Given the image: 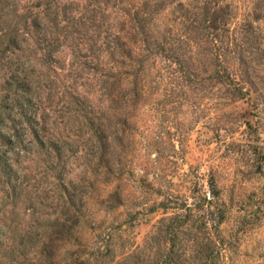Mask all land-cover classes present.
I'll list each match as a JSON object with an SVG mask.
<instances>
[{
  "label": "rangeland",
  "instance_id": "374dc122",
  "mask_svg": "<svg viewBox=\"0 0 264 264\" xmlns=\"http://www.w3.org/2000/svg\"><path fill=\"white\" fill-rule=\"evenodd\" d=\"M0 102V264H264V0H0Z\"/></svg>",
  "mask_w": 264,
  "mask_h": 264
},
{
  "label": "trees",
  "instance_id": "16d2710c",
  "mask_svg": "<svg viewBox=\"0 0 264 264\" xmlns=\"http://www.w3.org/2000/svg\"><path fill=\"white\" fill-rule=\"evenodd\" d=\"M145 19H139L138 16H135L134 18V23L137 25L139 24L140 29L142 32H144V28H145V24L144 21ZM125 25L130 23V20H125L124 18V22ZM140 34V32H138ZM143 35V34H140ZM135 37V36H134ZM122 40V36L119 35L114 36L112 38V40H110L108 42V47H110V49L112 50V54L114 55L115 53L119 52V46L122 44V46H126L125 44H123L121 41ZM136 42H134L135 44ZM140 43L143 45H145L147 43V39L146 36L142 38V40H140ZM139 43V44H140ZM139 46V45H138ZM122 52V51H121ZM132 51L126 53L124 56H131ZM7 88H12V87H16V89H23L22 87L24 86V84L22 83H16L15 86H13L14 84H11V82H7L6 84ZM136 87V86H135ZM138 87V86H137ZM241 93V92H240ZM135 94H137V88L135 91ZM0 110L4 108L3 102H0ZM1 113V112H0ZM20 113L22 114V116H24L26 118V113L20 111ZM29 119V118H28ZM32 135L34 137V140L38 141L39 143V136H38V131L33 129L32 130ZM0 137H4L3 135H0ZM95 137H97V143L99 144V142H101V139H98V135H96ZM21 142V140H19ZM5 143L9 144V145H17V142H15V140H11V139H7L5 140ZM212 189V194L213 197H217L218 193L217 190L214 186L211 187ZM168 207L165 206V209H167ZM206 208H209V210L211 209V203L207 202V201H202L201 203H197L194 206H186L185 204H179L178 206H176L175 209H177L179 212L175 213L171 216H167L165 218H163V222H166L164 225V231H163V235L165 237V240L169 241V242H175L174 240H176L178 242V244H181L182 242H184L186 239L191 240L193 242V245L191 246L193 248L194 246V250L196 251V255L193 256L194 260H190V264H192V262L194 261L195 263L197 262V264H213V258H216V247L215 244H217L219 246V242L218 243H214V239L212 238V232L210 230H208V226L207 221L205 219H209L207 217H205L204 213L206 211ZM208 210V213H209ZM181 213V214H179ZM218 216V222L217 224L221 223V221L224 219V214L221 213H217ZM189 223V224H188ZM194 224H198V226H195ZM185 225H187L186 227H192L193 230H191L190 228H185ZM216 231H217V227L214 226ZM213 227V229H214ZM202 235V237L200 236ZM167 238V239H166ZM222 242V241H220ZM212 244H214V246H211ZM186 250V249H184ZM172 254V252H171ZM166 257V259L161 260L158 264H172L171 263V259L170 256Z\"/></svg>",
  "mask_w": 264,
  "mask_h": 264
}]
</instances>
